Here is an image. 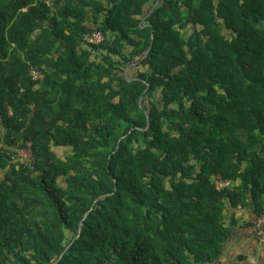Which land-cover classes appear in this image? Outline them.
<instances>
[{
	"label": "trees",
	"instance_id": "obj_1",
	"mask_svg": "<svg viewBox=\"0 0 264 264\" xmlns=\"http://www.w3.org/2000/svg\"><path fill=\"white\" fill-rule=\"evenodd\" d=\"M230 206L264 212V0H0V264H216Z\"/></svg>",
	"mask_w": 264,
	"mask_h": 264
},
{
	"label": "crops",
	"instance_id": "obj_2",
	"mask_svg": "<svg viewBox=\"0 0 264 264\" xmlns=\"http://www.w3.org/2000/svg\"><path fill=\"white\" fill-rule=\"evenodd\" d=\"M257 215L251 207H232L226 220L234 231L216 264H264V242L256 235Z\"/></svg>",
	"mask_w": 264,
	"mask_h": 264
},
{
	"label": "built area",
	"instance_id": "obj_3",
	"mask_svg": "<svg viewBox=\"0 0 264 264\" xmlns=\"http://www.w3.org/2000/svg\"><path fill=\"white\" fill-rule=\"evenodd\" d=\"M103 35L100 32H95L92 35H88L87 39L91 42H100L103 39ZM35 77H37L36 73H34ZM218 186H224L227 184V182H223V181H217ZM256 235L258 237V239L261 242H264V212L257 218V222H256Z\"/></svg>",
	"mask_w": 264,
	"mask_h": 264
},
{
	"label": "rangeland",
	"instance_id": "obj_4",
	"mask_svg": "<svg viewBox=\"0 0 264 264\" xmlns=\"http://www.w3.org/2000/svg\"><path fill=\"white\" fill-rule=\"evenodd\" d=\"M126 72H129L130 75H136V72H137V67L136 66H131V67H128L126 69ZM58 154L63 157L65 155V148H56ZM21 156L24 158V159H28L30 158V156L32 155L31 154V151L29 149H25V150H22L21 152Z\"/></svg>",
	"mask_w": 264,
	"mask_h": 264
},
{
	"label": "water",
	"instance_id": "obj_5",
	"mask_svg": "<svg viewBox=\"0 0 264 264\" xmlns=\"http://www.w3.org/2000/svg\"><path fill=\"white\" fill-rule=\"evenodd\" d=\"M154 33V32H153ZM127 73V72H126ZM64 255V253L61 255V257ZM58 263V261H56L54 264H57Z\"/></svg>",
	"mask_w": 264,
	"mask_h": 264
}]
</instances>
